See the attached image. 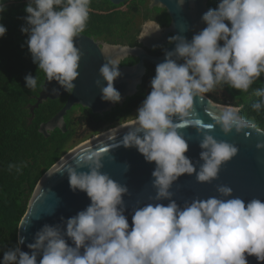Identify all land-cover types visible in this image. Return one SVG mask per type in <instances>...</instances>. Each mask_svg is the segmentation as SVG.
Listing matches in <instances>:
<instances>
[{"label": "clouds", "instance_id": "1", "mask_svg": "<svg viewBox=\"0 0 264 264\" xmlns=\"http://www.w3.org/2000/svg\"><path fill=\"white\" fill-rule=\"evenodd\" d=\"M184 2L176 0L178 7ZM90 5L91 0L27 2L21 32L27 34L32 62L48 82L59 85L52 88L53 94L60 89L73 93L76 87L83 56L76 39L87 26ZM5 10L0 0V14ZM201 21L206 27L191 40L181 34L168 38L174 48L164 49L165 59L155 68L151 91L134 118L120 126L128 131L119 143L155 163L152 202L133 210L130 226L124 200L128 187L101 171L107 155L96 150L81 152L74 164L49 169L46 174L63 169L70 189L86 193L90 204L66 220L61 217L59 224H44L27 244L30 252L21 250L25 237L19 236L16 245L4 251L0 264H248V256L264 264V201L245 202L233 196L227 185L216 187L218 196L196 198L183 206L173 199L171 189L181 176L195 175L198 183H211L238 154L236 145L218 140L210 134L212 130L219 127L225 135L235 131L247 136L245 130L255 127L239 107L232 106L222 107L212 124L196 120L201 151L194 162L185 155L189 142L179 131L183 124L176 121L191 123L197 98L218 86L247 92L264 74V0H219ZM152 31H160V25ZM6 32L0 23V38ZM104 56L106 62L99 69L102 80L95 84L103 101L116 104L122 99L114 86L122 75L120 64ZM24 79L27 88H37L36 77L29 73ZM252 94L261 98L252 105L259 112L264 108V87L252 89ZM256 147L264 149V142ZM23 166L8 167L20 172ZM128 167L123 166L125 172ZM164 200L169 202L165 205Z\"/></svg>", "mask_w": 264, "mask_h": 264}, {"label": "water", "instance_id": "2", "mask_svg": "<svg viewBox=\"0 0 264 264\" xmlns=\"http://www.w3.org/2000/svg\"><path fill=\"white\" fill-rule=\"evenodd\" d=\"M107 1L112 5H119L128 0ZM150 7L164 9L169 16L170 23L164 28L161 35L157 38H152V42L151 40L147 43L144 41L141 48L127 47L130 49L128 54L136 57L138 62L133 66L119 67L122 75L114 82L115 88L120 91L122 96L119 103H122L125 97L131 96L136 92L137 86L145 73V61L156 67L165 59L164 51L161 55L154 56L149 55L145 49H154L161 46L168 40L169 34L172 36L181 34L191 40L195 33L206 27L201 21V17L208 10L207 0H185L182 7L177 6L176 0H150ZM182 27L186 29L183 32L180 31ZM76 46L81 49L83 56L78 69L80 75L74 81L76 87L73 93H67L60 89V93L53 94L52 88L59 87V85L55 81L48 82L45 76L41 90L35 97V104L30 108L32 119L34 109L38 108L40 104L46 100H56L61 96L67 95L63 107L48 122L41 125L39 131L45 135H49V130L51 131L54 128H60L65 131L64 116L75 105L87 108L94 114L107 112L115 105L101 99L100 89L95 84L97 79L102 80L99 75V69L106 62L101 42L90 36L80 34L76 39ZM173 48L174 44L170 43L165 47L168 50ZM104 84L106 86V82ZM204 97L202 99L197 98L195 111L189 118L191 123L184 124L183 121H176L179 124H183L179 131L189 142V151L185 155L194 162L199 159L201 151L199 148L200 138L197 137L194 126L195 121L200 120L203 124H212L214 123V115L218 114L222 107L228 106L215 103L206 95ZM114 128H117V126ZM107 131L75 146L49 169L61 168L66 164H74L75 157L84 151L96 150L105 152L107 156L104 161V168L101 171L108 173L114 180L125 184L129 189V194L124 197V200L126 203L125 215L131 226L133 210L136 207H142L152 202L149 197L155 195V189L151 187V174L155 168V163L146 162L143 155L135 148H125L119 143L128 129L119 128L118 131L106 133ZM245 131L248 133L247 136L244 133L237 134L235 131L225 135L219 127L211 131L210 134L218 140H224L236 145L239 149L238 154L221 167L218 178L211 183H198L195 175L189 176L185 174L181 176L171 189L174 193L173 199L178 204L183 206L186 201L190 202L196 198L207 199L212 196H218L219 194L216 191L218 185L231 187L233 196L240 197L245 202L253 198H259L264 201V149H257L256 147L257 143L264 142V131L257 127L246 129ZM109 137H112V139H109ZM109 156L114 159L110 161L107 158ZM125 164L129 165L126 172L123 168ZM78 170L86 171L87 169L81 168ZM47 171L38 181L29 200L27 211L18 227L17 239L19 236L25 237V243L20 246L21 250L25 252H30L27 244L33 242L34 234L44 224H59L61 223V217L66 220L90 204V199L86 193L81 191L73 192L70 189L67 174L63 172V169L51 176L46 174ZM168 202L167 200L161 201L165 205ZM247 259L248 264H258L255 256H248Z\"/></svg>", "mask_w": 264, "mask_h": 264}, {"label": "trees", "instance_id": "3", "mask_svg": "<svg viewBox=\"0 0 264 264\" xmlns=\"http://www.w3.org/2000/svg\"><path fill=\"white\" fill-rule=\"evenodd\" d=\"M149 1L128 0L119 5H112L107 0H91L89 20L81 34L95 39L103 38L114 45L129 47L140 45L137 42L140 28L136 26L134 18L141 11L145 20L155 19L162 26H168L170 23L166 11L159 7L149 8ZM27 2L28 0H4L6 10L0 14L3 17L0 23L7 28L6 35L0 38V261L3 259L4 251L16 245L20 221L43 174L66 152L99 134V131H92L79 140L69 142L70 132L64 133L60 128H55L49 136L39 131L41 125L48 122L63 107L65 101L63 97L40 104L34 109V116L31 119L30 108L35 104V97L41 90L45 74L32 62L26 44L27 34L21 32V27L25 26L22 17L27 15L25 12ZM218 3L219 0H207V7L215 8ZM161 48L154 50L156 55H161ZM135 62L136 59L132 58L129 64L133 65ZM146 67L137 93L103 118V120L116 118L111 126L128 122L131 118L127 119L124 116L140 106L151 91L150 81L155 76L156 67L149 62L146 63ZM29 73L37 78L35 90L25 86L24 78ZM258 87H264V74L247 92H240L224 85L205 95L215 103L239 107L241 115L264 131V108L259 112L252 108L253 103L261 99L252 94V89ZM67 122L68 128L74 123L69 119ZM54 139L57 145L54 150H49V140ZM41 149L50 151L53 153L52 156L47 160L40 159L38 152ZM10 164L26 166L17 172L15 168L9 170Z\"/></svg>", "mask_w": 264, "mask_h": 264}, {"label": "flooded vegetation", "instance_id": "4", "mask_svg": "<svg viewBox=\"0 0 264 264\" xmlns=\"http://www.w3.org/2000/svg\"><path fill=\"white\" fill-rule=\"evenodd\" d=\"M148 6H149V8H151L150 7V1L148 2ZM124 9H125V7H123ZM154 8V7H153ZM152 8V9H153ZM143 23L145 24V26H144V28H143V26H142V28L139 26V34H138V36H137V42L138 43H140V45H137V46H135V47H143V43H144V41L147 43V42H149V40H151V42L153 41V39L152 38H157V34L159 33V32H161L162 33V31L164 30V28L165 27H167V26H162V25H160V23L157 21V20H155V19H152V18H150V19H143ZM157 24H159L160 25V31H158V32H156V31H152L156 26H157ZM149 33V34H148ZM148 34V35H147ZM147 35V36H146ZM170 36H172L171 34H169L168 35V38L170 37ZM144 37V38H143ZM95 39V38H94ZM95 40H98L99 42H101V46L104 48V53H105V55L107 54V55H110V53L109 52H107V50L108 49H112V50H116L115 48H113V47H116V45H114V44H110V43H108V42H106L103 38H97V39H95ZM169 43H168V40L164 43V44H162L161 46H159L160 48L161 47H163L164 45H168ZM118 46H120V45H118ZM123 46H125V47H129V46H126V45H123ZM165 46V47H166ZM165 47L162 49L161 48V52H163L164 51V49H165ZM106 48V49H105ZM158 48V47H157ZM157 48H154V49H145L146 50V52L149 54V55H154V56H157L156 55V53H155V49H157ZM117 51H120L121 52V54H126L124 57H119L118 59L117 58H115L118 62H119V67H129V66H133V65H135L137 62H138V59L136 58V57H133V56H131V55H129L128 54V52H126L125 51V49H119V50H117ZM123 52V53H122ZM128 54V55H127ZM132 58L133 59H136V62L133 64V65H130L129 64V62L132 60ZM148 61H145L144 62V66H145V73H146V63H147ZM145 73H144V75H145ZM144 75H143V77H144ZM143 79V78H142ZM142 83V80H141V82H140V84ZM139 84V85H140ZM138 85V86H139ZM138 86H137V89H138ZM137 89H136V92L134 93V94H136L137 93ZM133 94V95H134ZM133 95H131V96H133ZM131 96H127V97H125V99L123 100V102L122 103H116L109 111H107V112H104V113H102V114H94V113H92L89 109H87V108H83V107H81V106H79V105H75V107L73 106L72 108H71V110H69L68 112H67V114L64 116V122H65V125H66V130L65 131H63L64 133H69V135L68 136H70V139H69V142H72V141H76L77 139L79 140V139H81L83 136H85L86 134H89V133H91L92 131H96V132H98L99 131V134L100 133H102V132H105V131H107V130H109V129H111V128H113L112 126H114L115 127V125H110L113 121H115V119L116 118H114L113 120H103V118H105L106 116H107V114H109V113H111L112 111H114L117 107H120V106H122L123 105V103L126 101V99L127 98H129V97H131ZM65 98L64 100L66 101V98H67V95H65V96H61L60 98ZM46 101H48V100H46ZM45 101V102H46ZM65 101H64V103H65ZM139 107V106H138ZM138 107H136V108H134V109H132L129 113H127L125 116H124V118H127V119H132V118H134L133 116L136 114V110H137V108ZM120 117H118V119H119ZM68 119L69 120H71V121H73L74 123L73 124H70L69 125V128L67 127V121H68ZM117 126V125H116ZM76 127H78V128H76ZM111 127V128H110ZM40 129H41V127H40ZM55 130V128L53 129V130H51V131H54ZM50 131V130H49ZM50 134V133H49ZM95 134V133H94Z\"/></svg>", "mask_w": 264, "mask_h": 264}, {"label": "rangeland", "instance_id": "5", "mask_svg": "<svg viewBox=\"0 0 264 264\" xmlns=\"http://www.w3.org/2000/svg\"><path fill=\"white\" fill-rule=\"evenodd\" d=\"M143 11H141L139 14H137L136 15V17L134 18V20L136 21V26L137 27H141L142 28V26H143V28H144V26H145V24L143 23ZM217 91V90H216ZM219 94L221 93L220 91L218 92ZM75 107V106H74ZM233 107V106H232ZM76 128H78V127H76ZM51 131H49V133H50ZM63 132V131H62ZM45 136H49V135H45ZM57 137H55V139H56ZM55 139H54V141L53 140H49V143H48V148H49V150H54V147L57 145V143H56V141H55ZM40 152H38V157L40 158V159H42V160H47V159H49V157H51L52 156V154L53 153H51L50 151H46V150H39Z\"/></svg>", "mask_w": 264, "mask_h": 264}, {"label": "bare ground", "instance_id": "6", "mask_svg": "<svg viewBox=\"0 0 264 264\" xmlns=\"http://www.w3.org/2000/svg\"><path fill=\"white\" fill-rule=\"evenodd\" d=\"M159 35H161V32H159L158 34H157V37L159 36ZM113 48H115L116 50H112V49H108L107 50V52H109L110 53V56L111 57H115V58H119V57H124L126 54H121V52L120 51H117V50H119V49H125V51L126 52H128V53H130V49H128L127 47H125V46H122V45H120V46H118V45H116V47H113ZM106 49V48H105ZM123 53V52H122ZM128 55V54H127ZM205 98V97H204ZM206 99V98H205ZM207 100V99H206ZM208 101V100H207ZM125 124H127V122L126 123H123V124H120L119 126H117V128H114V129H119L120 128V126L121 125H125ZM116 127V126H115ZM114 129H112L111 128V130H108L106 133H109V132H111V131H113ZM106 133H104V134H106ZM104 134H102V135H104ZM101 135V136H102ZM99 137V136H98ZM79 145V144H78Z\"/></svg>", "mask_w": 264, "mask_h": 264}]
</instances>
